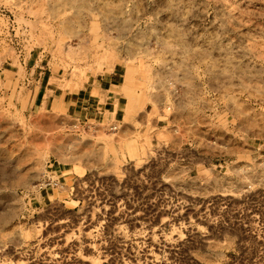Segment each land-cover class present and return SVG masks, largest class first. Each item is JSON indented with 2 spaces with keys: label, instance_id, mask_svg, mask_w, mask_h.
Returning <instances> with one entry per match:
<instances>
[{
  "label": "rangeland",
  "instance_id": "374dc122",
  "mask_svg": "<svg viewBox=\"0 0 264 264\" xmlns=\"http://www.w3.org/2000/svg\"><path fill=\"white\" fill-rule=\"evenodd\" d=\"M0 264H264V0H0Z\"/></svg>",
  "mask_w": 264,
  "mask_h": 264
},
{
  "label": "crops",
  "instance_id": "0c3cea01",
  "mask_svg": "<svg viewBox=\"0 0 264 264\" xmlns=\"http://www.w3.org/2000/svg\"><path fill=\"white\" fill-rule=\"evenodd\" d=\"M32 105L41 108L56 105V111L69 112L79 121L123 122L135 115L140 119L141 109L130 110V99L121 95L120 75L112 72L108 77H101L85 84L84 89L64 92L60 87H52L51 78L45 71L40 72ZM135 120V119H134ZM218 166V164H214Z\"/></svg>",
  "mask_w": 264,
  "mask_h": 264
},
{
  "label": "bare ground",
  "instance_id": "6f19581e",
  "mask_svg": "<svg viewBox=\"0 0 264 264\" xmlns=\"http://www.w3.org/2000/svg\"><path fill=\"white\" fill-rule=\"evenodd\" d=\"M154 239H155V237H154ZM154 245V244H153ZM155 247V246H154ZM154 247H153V249H154ZM151 249V248H150ZM150 251V250H149ZM153 251V250H152ZM151 253V252H150ZM154 254V253H153ZM150 256V255H149ZM155 257V256H154Z\"/></svg>",
  "mask_w": 264,
  "mask_h": 264
},
{
  "label": "built area",
  "instance_id": "2783aa9c",
  "mask_svg": "<svg viewBox=\"0 0 264 264\" xmlns=\"http://www.w3.org/2000/svg\"><path fill=\"white\" fill-rule=\"evenodd\" d=\"M113 128H116L115 126Z\"/></svg>",
  "mask_w": 264,
  "mask_h": 264
}]
</instances>
